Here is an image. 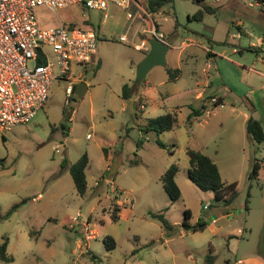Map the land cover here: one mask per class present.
Listing matches in <instances>:
<instances>
[{"label": "rangeland", "instance_id": "1", "mask_svg": "<svg viewBox=\"0 0 264 264\" xmlns=\"http://www.w3.org/2000/svg\"><path fill=\"white\" fill-rule=\"evenodd\" d=\"M209 2L175 0L164 7L161 13L168 21L162 16L159 21L170 47L167 66L148 73L145 81L153 91L142 97L144 88L138 84L128 101L122 89L135 85L137 68L147 54L134 48L142 41L134 36L138 22L131 24L113 4L105 23L99 11L83 13L79 6L56 14L46 7L35 10L43 29L55 28L60 21L95 30L97 55L90 65L73 66L89 85L83 98L74 94L67 103L66 81L59 79L30 123L0 133V215L19 204L0 219V244L8 238L12 264H205L208 255L213 264H264V167L258 180L250 179L255 159L264 160V142L248 136L245 119V114L253 116L264 131V6L226 0L212 6L215 10L202 21L194 19ZM122 35L127 43L120 41ZM253 38L263 43L257 47ZM185 39L193 44L182 49ZM209 49L218 57L210 58ZM167 68L180 70L176 80ZM197 90H204L208 103L217 95L224 104L208 105L210 114L205 111L189 124L192 109L201 110L206 103L195 99ZM248 99L255 106L253 113ZM174 112L178 122L173 130L143 131L149 119ZM189 149L209 156L226 184L237 183L231 205L190 182ZM85 153L91 167L81 196L69 167ZM174 164L180 167L181 197L171 204L161 178ZM115 204L120 206L117 222L111 217ZM186 211L191 225L202 219L208 227L196 233L182 228ZM161 213L176 226L170 236L151 216ZM78 214L89 221L96 237L86 247L80 243L83 226L71 228ZM109 237L116 242L111 250L104 242Z\"/></svg>", "mask_w": 264, "mask_h": 264}, {"label": "built area", "instance_id": "2", "mask_svg": "<svg viewBox=\"0 0 264 264\" xmlns=\"http://www.w3.org/2000/svg\"><path fill=\"white\" fill-rule=\"evenodd\" d=\"M224 1L210 0L209 5L218 6ZM246 1L250 8L261 5L255 0ZM112 4L124 11L128 20H141L144 38L141 43L134 44L136 50L148 53L151 39L169 45L159 21L160 16L165 19L163 14L148 13L141 0H0L1 134L10 132L15 126L30 123L45 107L51 87L59 79L66 81L65 94L67 103H70L77 86L84 82V74L76 75L73 66L90 65L96 59L98 35L95 30L71 28L60 21L55 28L43 29L37 21L35 10L46 7L56 14L59 10L79 6L83 13L85 9L100 11L105 23L110 18ZM120 41L127 43L128 39L123 35ZM190 44L191 41L185 40L181 48ZM210 103L215 108L219 101L212 98ZM218 107H223V104ZM57 152L61 151L57 149ZM40 198L39 194L34 200ZM71 221V228L83 226L82 247L96 238L89 221L82 220L81 214Z\"/></svg>", "mask_w": 264, "mask_h": 264}, {"label": "trees", "instance_id": "3", "mask_svg": "<svg viewBox=\"0 0 264 264\" xmlns=\"http://www.w3.org/2000/svg\"><path fill=\"white\" fill-rule=\"evenodd\" d=\"M174 1L175 0H143V3L148 13L157 14L159 12H162L166 5L172 4L174 3ZM204 1L205 0H198V2L200 3H203ZM255 1L264 6V0ZM214 10L215 9L211 6H205L203 10L199 11L197 15L194 16V19L202 21L205 13H212ZM69 27L74 28L75 25H70ZM167 72L171 80H175L176 78H178L180 70L168 69ZM143 82H145V80ZM137 87V84H135L133 87L129 86L128 84L124 85L122 89V98L124 100H130L134 95ZM218 101L219 103L217 104V107L220 104H224L223 99L219 98ZM205 109V107H203L201 110L192 109V113L190 114L188 119L189 124L192 123V120L194 118L201 117ZM177 122V115L175 113H168L156 118L149 119L143 131L145 133L155 132L157 134H161L173 130L177 125ZM62 128L65 129L66 127L62 125ZM247 134L252 140L256 141L258 144H262L264 142V131L261 122L254 118H250L247 122ZM157 143L162 148L166 147V145L160 141H158ZM141 145L142 143L138 142V146L140 147ZM187 155L189 163L187 174L190 182L203 192H213L216 201L223 202L226 206L231 205L237 197V183L235 182L231 184H226L221 177L218 166L209 156L193 149H189L187 151ZM65 162L66 161L64 160L62 163L63 167H65ZM90 165L91 163L89 156L87 155V153H85L79 158L76 163L72 164L69 167L70 174L72 175V178L74 180L76 192L81 196L85 195L88 188L86 170L90 168ZM263 167L264 161L260 159H255L250 179L258 180ZM179 171L180 167L177 164H174L167 169V171L161 178L163 188L168 194L171 204L177 202L181 197V190L177 183V175ZM249 197L250 194H248V198ZM24 202L26 201L24 200L22 204ZM18 207L19 204L14 205L7 214L0 215V219L8 218L14 211H16ZM111 211L112 220L114 222H117L119 220L120 206L115 204L114 208L111 209ZM151 216L161 221L168 236L174 233L176 226L171 225L165 219L162 213L151 214ZM190 217V212L186 211L184 221L181 224L182 228H184L185 230L196 233L202 232L207 228L206 221L202 219H199L195 225H191L189 222ZM104 242L106 247L110 250L114 249L116 246L115 240L111 237L107 238ZM8 244V238H4V241L0 244V260L7 264H12L14 258L12 255L8 254ZM92 257L94 261H98L95 255H92ZM213 263V256L208 255L206 257L205 264Z\"/></svg>", "mask_w": 264, "mask_h": 264}, {"label": "water", "instance_id": "4", "mask_svg": "<svg viewBox=\"0 0 264 264\" xmlns=\"http://www.w3.org/2000/svg\"><path fill=\"white\" fill-rule=\"evenodd\" d=\"M150 49L146 54L145 58L140 62L137 72L135 84H141L147 77L148 73L155 66H166V55L170 47L168 44L160 42L155 39L149 40ZM88 90V86L85 82L80 83L77 86L75 94L79 98H83Z\"/></svg>", "mask_w": 264, "mask_h": 264}, {"label": "crops", "instance_id": "5", "mask_svg": "<svg viewBox=\"0 0 264 264\" xmlns=\"http://www.w3.org/2000/svg\"><path fill=\"white\" fill-rule=\"evenodd\" d=\"M230 1H232V2H234L235 0H227V2H230ZM141 3H143V0H141ZM112 7H114L115 9H117V10H120V9H118V7H116V6H113L112 5ZM112 7H110V9L112 8ZM212 7V6H211ZM113 8V9H114ZM134 10L136 9V7L135 6H133L132 7ZM213 8H215V7H213ZM121 11V10H120ZM100 12V11H99ZM122 12H124V11H122ZM101 13V12H100ZM110 13H111V11H110ZM102 14V13H101ZM163 14V13H162ZM126 16V15H125ZM163 17L165 18V19H163L165 22L166 21H168V18H167V16L166 15H163ZM126 20L128 21V19H127V16H126ZM102 21H103V19H102ZM130 21V20H129ZM138 22L137 23V28H136V31H135V34H134V36L137 38V37H139V38H141V39H143L144 37H143V35H142V32H141V27L143 26V24H142V22H141V20L140 19H136V20H133V21H130L131 22V24L133 23V22ZM134 25V24H133ZM133 25H130V26H133ZM123 36V35H122ZM240 36V34L238 35V37ZM185 40H188V39H185ZM185 40H183L181 43H183ZM189 41H191V40H189ZM169 43V42H168ZM252 43L254 44V45H256L257 47L259 46V45H261L262 43H263V40L262 39H258V38H253L252 39ZM193 44V42H191V44L189 45V46H191ZM180 47H181V45H180ZM188 46H186V47H184V48H187ZM183 49V48H182ZM233 52L234 53H236L237 52V50L236 49H234L233 50ZM207 53H208V56L210 57V58H212V56L213 57H218L217 56V54L215 53V52H213L212 50H207ZM144 59V58H143ZM142 59V60H143ZM167 66V65H166ZM168 69H171V68H167V70ZM177 79V78H176ZM175 79V80H176ZM150 83H149V81H145V82H143L142 83V85H143V88H144V92L143 93H140V96H142L143 97V95L145 96L146 94H147V92L148 91H153L154 90V87L153 86H149L148 87V85H149ZM87 86H88V90L87 91H89V85L87 84ZM138 88V87H137ZM137 90V89H136ZM136 90H135V92H136ZM87 93V92H86ZM214 96H216V97H219V96H217V95H214ZM214 96H212V97H214ZM211 97V98H212ZM140 98V97H139ZM219 98H221V97H219ZM195 99L196 100H198V101H202V102H205L206 101V103H207V106H205L206 105V103H205V105L203 106V107H205L206 109L204 110V112L205 111H208V107L210 106V104L211 103H208L207 101L208 100H206L205 99V93H204V90H197L196 92H195ZM221 99H223V98H221ZM126 101H128V100H126ZM209 102H210V100H209ZM248 102H249V104L250 105H248L247 107H248V110L250 111V112H254L255 111V106H254V104L250 101V99H248ZM223 103H224V101H223ZM209 105V106H208ZM126 107V106H125ZM202 107V108H203ZM198 110H200V109H198ZM175 113V112H174ZM192 113V112H191ZM204 114V113H203ZM209 115V114H208ZM190 116V115H189ZM159 117V116H158ZM202 117V116H201ZM198 118H200V117H198ZM198 118H194V119H198ZM250 118H254L253 116H249L248 114L246 115L245 114V119H246V131H247V122H248V120L250 119ZM188 119H189V117H188ZM255 119V118H254ZM257 120V119H256ZM259 121V120H258ZM262 125V124H261ZM249 136V135H248ZM88 137H90V135H88ZM106 150V151H105ZM104 150V154H105V158L107 159V160H110L111 159V156H109V154H108V150L107 149H105ZM89 159H90V157H89ZM264 161V160H263ZM108 162V161H107ZM91 167V166H90ZM175 225V224H174ZM207 227H208V224H207ZM243 263V261L242 260H240V263Z\"/></svg>", "mask_w": 264, "mask_h": 264}]
</instances>
